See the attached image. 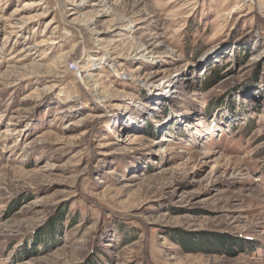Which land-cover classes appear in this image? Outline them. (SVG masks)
Here are the masks:
<instances>
[{
  "label": "rangeland",
  "instance_id": "374dc122",
  "mask_svg": "<svg viewBox=\"0 0 264 264\" xmlns=\"http://www.w3.org/2000/svg\"><path fill=\"white\" fill-rule=\"evenodd\" d=\"M93 263L264 264V0H0V264Z\"/></svg>",
  "mask_w": 264,
  "mask_h": 264
},
{
  "label": "bare ground",
  "instance_id": "6f19581e",
  "mask_svg": "<svg viewBox=\"0 0 264 264\" xmlns=\"http://www.w3.org/2000/svg\"><path fill=\"white\" fill-rule=\"evenodd\" d=\"M107 7H105L104 8V10H102L103 12H104V14H107V10L108 9H106ZM109 8V7H108ZM120 19V18H119ZM86 23V22H85ZM131 31H133V30H131ZM92 89H93V93L95 94V95H97L99 98H102V96H100V95H98V92H97V85L95 84V85H93L92 86Z\"/></svg>",
  "mask_w": 264,
  "mask_h": 264
},
{
  "label": "trees",
  "instance_id": "16d2710c",
  "mask_svg": "<svg viewBox=\"0 0 264 264\" xmlns=\"http://www.w3.org/2000/svg\"><path fill=\"white\" fill-rule=\"evenodd\" d=\"M207 86V85H206ZM209 86V85H208ZM93 264H96V263H93Z\"/></svg>",
  "mask_w": 264,
  "mask_h": 264
}]
</instances>
